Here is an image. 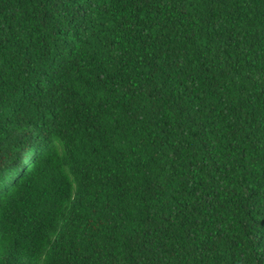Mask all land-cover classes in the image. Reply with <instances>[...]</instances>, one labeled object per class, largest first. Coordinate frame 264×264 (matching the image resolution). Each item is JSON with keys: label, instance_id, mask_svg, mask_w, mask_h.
<instances>
[{"label": "trees", "instance_id": "1", "mask_svg": "<svg viewBox=\"0 0 264 264\" xmlns=\"http://www.w3.org/2000/svg\"><path fill=\"white\" fill-rule=\"evenodd\" d=\"M0 264H264V0H0Z\"/></svg>", "mask_w": 264, "mask_h": 264}]
</instances>
